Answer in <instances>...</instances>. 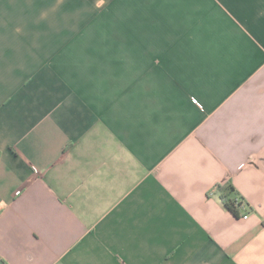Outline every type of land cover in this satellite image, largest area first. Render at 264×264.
Returning <instances> with one entry per match:
<instances>
[{"label":"crops","instance_id":"1","mask_svg":"<svg viewBox=\"0 0 264 264\" xmlns=\"http://www.w3.org/2000/svg\"><path fill=\"white\" fill-rule=\"evenodd\" d=\"M0 264H264V0H0Z\"/></svg>","mask_w":264,"mask_h":264},{"label":"trees","instance_id":"2","mask_svg":"<svg viewBox=\"0 0 264 264\" xmlns=\"http://www.w3.org/2000/svg\"><path fill=\"white\" fill-rule=\"evenodd\" d=\"M216 190L223 207L238 217L242 204L246 203L245 200L230 185L225 187L216 186Z\"/></svg>","mask_w":264,"mask_h":264},{"label":"built area","instance_id":"3","mask_svg":"<svg viewBox=\"0 0 264 264\" xmlns=\"http://www.w3.org/2000/svg\"><path fill=\"white\" fill-rule=\"evenodd\" d=\"M245 210V214L242 216V219H247L248 218V211H247V203H243L241 206V211Z\"/></svg>","mask_w":264,"mask_h":264}]
</instances>
